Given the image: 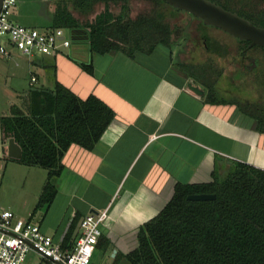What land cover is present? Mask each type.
<instances>
[{
    "label": "crops",
    "instance_id": "1",
    "mask_svg": "<svg viewBox=\"0 0 264 264\" xmlns=\"http://www.w3.org/2000/svg\"><path fill=\"white\" fill-rule=\"evenodd\" d=\"M70 32L87 37L85 28ZM70 40L67 51L28 57L32 65L51 66L52 73L31 74L26 89L35 82L51 87L57 79L80 97L95 94L115 116L91 149L72 143L66 150L55 197L43 216L31 218L44 232L60 241L75 211L82 217L106 209L102 236L110 241L109 251L123 256L137 245L138 226L163 207L175 182L209 181L214 169L224 172L232 160L264 169V133L254 128L253 118L190 90L168 46L159 43L134 57L121 51L90 55L87 43ZM76 60H91L93 74Z\"/></svg>",
    "mask_w": 264,
    "mask_h": 264
},
{
    "label": "trees",
    "instance_id": "2",
    "mask_svg": "<svg viewBox=\"0 0 264 264\" xmlns=\"http://www.w3.org/2000/svg\"><path fill=\"white\" fill-rule=\"evenodd\" d=\"M97 1H103L104 10L93 21H79L66 6L58 5L47 26L68 30L85 28L90 55L121 51L134 57L136 51L152 52L159 43L171 49L177 27L165 20V12L157 9L130 18L127 0H74L73 4L83 14ZM109 1H123L118 15L109 12ZM153 1L175 13L196 18L191 13L172 8L164 0ZM210 1L264 26V9L244 14L232 9L226 1ZM234 38L238 42H248ZM203 44L206 50L219 55V49L206 36ZM254 46L264 51L262 46ZM76 62L82 70L93 74L91 60ZM175 64L185 77L204 82L201 87L207 103H225L217 94L213 72L206 64L184 61ZM259 67L258 64L249 70L256 73ZM261 71H257V77ZM19 97L18 103L12 102L9 111L0 115V133L3 141L13 137L21 148L20 157L10 156L12 159L46 169L45 181L28 217L31 220L37 211L43 216L55 197L56 180L64 169L62 159L68 147L74 143L91 149L115 116V111L95 94L80 97L57 79L51 87L31 83ZM233 104L252 117L254 128L264 133V104ZM200 192L214 193L215 197L205 200L186 197ZM80 217V212L75 211L60 240L63 248L73 247L79 233ZM109 244L110 241L101 234L96 246ZM117 256L119 253L115 252L114 258ZM123 256L131 264H264V169L232 160L224 172L214 169L209 181L175 182L172 195L163 207L138 226L137 245Z\"/></svg>",
    "mask_w": 264,
    "mask_h": 264
},
{
    "label": "rangeland",
    "instance_id": "3",
    "mask_svg": "<svg viewBox=\"0 0 264 264\" xmlns=\"http://www.w3.org/2000/svg\"><path fill=\"white\" fill-rule=\"evenodd\" d=\"M247 1L258 3L262 9L263 1ZM73 2L74 0H16L10 18L24 25L37 27L40 31H46L49 29L47 25L58 5L66 6L79 21H93L94 17L104 10L103 1H97L88 12L82 14L79 9H75ZM122 4L123 1H109V12L118 15ZM126 5L130 18L149 14L157 9L165 12V20L177 27L174 31L175 35L172 36L174 38L171 47L173 66L178 69L175 64L178 61L206 64L213 72L212 78L217 94L225 100L223 104L234 105L233 102L264 104V53L262 50L252 49L256 53L252 55L256 56L259 69L262 70L257 77L259 69L255 73L247 68L248 62L242 60V47L229 33L217 27L202 25L196 18L181 12L175 13L153 0H127ZM204 36L212 41L217 50H220H218L219 55L215 51L205 49ZM69 37L75 44L86 47V41L81 36L77 39L69 32ZM61 48L64 51L68 50L67 47ZM28 57L17 50H14L9 57L0 56V115L9 111L12 102H19V95L26 89L31 74L36 73L40 77L47 78V75L52 73L51 66L32 65L28 62ZM187 79L194 78L188 76ZM194 81L201 86L204 83L200 79ZM7 149V145L0 141V209H9L17 217L26 219L42 189L46 169L36 165H25L12 159ZM39 212H36V218L40 215ZM109 247L110 244L105 247H96L91 257V264H131L124 256H117L115 259V252L113 248L109 251ZM41 260H43L41 256L31 249L27 253L25 264H34Z\"/></svg>",
    "mask_w": 264,
    "mask_h": 264
},
{
    "label": "built area",
    "instance_id": "4",
    "mask_svg": "<svg viewBox=\"0 0 264 264\" xmlns=\"http://www.w3.org/2000/svg\"><path fill=\"white\" fill-rule=\"evenodd\" d=\"M15 5L16 0H0V56L9 57L14 50L29 57L48 55L70 45V30L64 27L40 31L13 21L10 17ZM0 141H3L1 135ZM3 142L7 145V140ZM106 214V209L85 213L79 220L75 243L68 249L32 220L17 217L9 209H0V264H25L31 249L43 259L34 264H91Z\"/></svg>",
    "mask_w": 264,
    "mask_h": 264
},
{
    "label": "water",
    "instance_id": "5",
    "mask_svg": "<svg viewBox=\"0 0 264 264\" xmlns=\"http://www.w3.org/2000/svg\"><path fill=\"white\" fill-rule=\"evenodd\" d=\"M168 5L174 9L183 10L191 13L196 18L212 27H217L239 40L249 41L250 45H260L264 48V26L257 25L252 21L225 9L223 6L214 3L210 0H164ZM187 86L190 90L198 95H202L204 90L197 83L192 80L187 82ZM8 155L18 158L21 155V148L15 142L13 137H9L7 140ZM187 199L191 200H205L213 199L214 193L200 192L190 193ZM91 211L96 212L92 209ZM70 221L67 222L60 239L63 238ZM113 252L116 249L113 248Z\"/></svg>",
    "mask_w": 264,
    "mask_h": 264
},
{
    "label": "flooded vegetation",
    "instance_id": "6",
    "mask_svg": "<svg viewBox=\"0 0 264 264\" xmlns=\"http://www.w3.org/2000/svg\"><path fill=\"white\" fill-rule=\"evenodd\" d=\"M220 1L221 2L226 1L232 9H237L238 11H242L243 13L244 12H250L252 10H257V9L258 10L264 9V0H261V1H263L262 9L259 6V4L255 3L254 1H251V2H249L247 0H220ZM237 43H239L240 46L242 47V50H241L242 60H246L248 62L247 68L252 69V68H254V66H257L258 60L256 59V56L252 55V54H256L252 50L253 48H256V46L250 45L249 41L245 42V43L237 41ZM263 53H264V51H263Z\"/></svg>",
    "mask_w": 264,
    "mask_h": 264
}]
</instances>
